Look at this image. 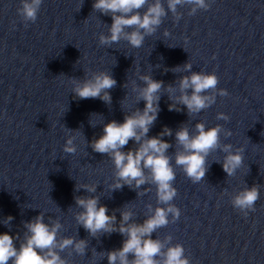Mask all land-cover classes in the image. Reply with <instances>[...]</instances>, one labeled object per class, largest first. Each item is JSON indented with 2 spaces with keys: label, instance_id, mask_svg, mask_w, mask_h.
Here are the masks:
<instances>
[{
  "label": "water",
  "instance_id": "obj_1",
  "mask_svg": "<svg viewBox=\"0 0 264 264\" xmlns=\"http://www.w3.org/2000/svg\"><path fill=\"white\" fill-rule=\"evenodd\" d=\"M155 2L148 0L129 15L138 11L143 16ZM161 2L167 15L142 47L133 48L123 38L110 47L99 44L101 35H109L113 14L93 10L94 0H43L36 22L27 25L17 13L21 0H0V235L12 236L17 251L31 236L27 225L42 216L49 230L60 226L52 251L65 264H108L107 254L120 249L127 234L90 235L77 221L83 211L77 199L97 197L98 206L116 216V224L110 225L116 228L123 212L131 213L128 227L144 224L157 208L169 206L158 202L150 169L143 170L145 183L139 188L133 181L131 188L112 191L123 181L110 157L90 146L107 123H123L126 115L143 112L142 77L151 76L163 87L157 93V118L141 142L171 130V136L163 137L171 145L165 155L176 175L172 183L177 195L170 205L181 213L179 218L170 213L167 224L152 233L151 239L162 245L155 259L163 264V254L179 244L190 264H264V0H205L210 8L194 15L189 5L172 13L167 0ZM185 64L191 69L186 71ZM101 71L117 82L109 90L111 103L76 98L73 81ZM193 73L215 74L219 81L217 90L205 93L215 103L199 113L180 103V80ZM221 89L228 95L220 96ZM186 92L190 96L191 88ZM169 104L180 110L169 111ZM219 113L229 121L218 120ZM198 123L206 130L220 125L221 145L245 149L243 165L234 175L223 171L226 154L219 150L207 157L209 169L199 183L175 163L183 153L176 133L185 128L195 136ZM68 139L74 154L64 151ZM138 147L130 140L121 151ZM84 186L96 191L87 192ZM253 186L259 199L255 211L245 216L232 201ZM67 238L85 241V254H78L74 245L61 250ZM48 251L37 249L42 256ZM135 259L127 255L128 264Z\"/></svg>",
  "mask_w": 264,
  "mask_h": 264
},
{
  "label": "clouds",
  "instance_id": "obj_2",
  "mask_svg": "<svg viewBox=\"0 0 264 264\" xmlns=\"http://www.w3.org/2000/svg\"><path fill=\"white\" fill-rule=\"evenodd\" d=\"M43 0H21V6L17 9L18 15L22 21L35 23L37 15ZM148 0H94L93 10L100 12L102 15L112 13V24L109 28V35H101L99 44L101 46H111L117 44L123 38L131 47L140 48L143 46L145 37L156 32L162 23L161 18L167 13L161 2H156L149 6L147 12L141 16L137 11L134 15H129L133 10L141 9ZM191 6L190 14L194 15L199 9L207 11L210 4L205 0H167L168 11L176 13L177 6ZM119 13V15H116ZM126 28H133L131 32H125ZM184 69L190 70L191 65L185 64ZM179 69H176L178 71ZM143 83L146 85L141 90L140 96L145 103L143 112L137 111L133 115H126L123 123L111 121L103 128V135L91 142V148L94 152L101 155H107L112 160L117 169V177L123 183H116L111 189L119 190L124 186L129 188H139L145 183L144 169H150L152 178L156 186L158 202L169 205L166 208H157L152 217L147 219L142 225H124L130 220L131 213H121V224L119 228L116 224V216L108 215V208L98 206L97 197L80 198L76 200L78 207L83 211L78 215L77 221L90 235L95 236L98 232L111 233L119 231L123 236L127 234V239L123 242L120 249L107 254L108 264H128L127 255L134 254L136 257L133 264H159L155 257L161 255L162 245L158 240L151 239L152 233L161 226L167 224V216L171 213L175 218H179L180 210L170 205L177 190L173 187V181L176 175L170 164V158L165 155L171 147L163 141L164 136H171V130L164 129L158 137L142 141L146 137L149 127L157 118L159 111V99L157 95L163 87L162 81L153 80L151 76H143ZM75 87L73 93L76 98L100 99L106 104L111 103L109 90L113 89L117 82L111 74L99 72L90 79L84 81H73ZM219 81L215 74L193 73L190 77H183L180 80L179 87L184 93L180 98V103L190 113H199L201 110L211 107L215 103V97L205 93L217 90ZM191 88L192 94L189 96L186 92ZM171 90V89H170ZM220 96H227L226 90H219ZM175 104H169V111H179ZM218 120L229 121V116L224 113L217 114ZM197 135L190 137L187 129L182 128L176 133V139L183 148V153L176 156L175 163L182 167L186 176L195 184L201 182L209 169L206 167V159L213 151H222L226 155L223 159V171L232 176L243 165V147L232 149L231 144L221 145L220 133L222 127L205 129V125H196ZM227 135H231L229 131ZM134 141L139 145L134 150H128L126 153L121 151L128 145L129 141ZM64 151L68 154H74L76 149L73 146V140L68 139ZM79 190V189H78ZM84 190L90 193L96 191L95 187L84 186ZM259 189L257 186L244 189L239 192L233 199L232 205L235 209L247 216L248 212L255 211V202L259 199ZM12 217H8L11 221ZM43 217L38 216L34 223L27 225L31 236L27 239L26 245H21L19 251L13 247V237L8 234L0 235V264H8L12 260L13 264H65L60 257L52 251L56 245V231L60 227L57 224L49 230L44 224ZM78 254L84 255L86 242H75L71 238L64 239L59 245L63 250L66 247L73 246ZM37 249L49 251L45 255H40ZM50 257V258H48ZM163 264H190V260L184 255L182 245H176L169 248L163 254Z\"/></svg>",
  "mask_w": 264,
  "mask_h": 264
}]
</instances>
